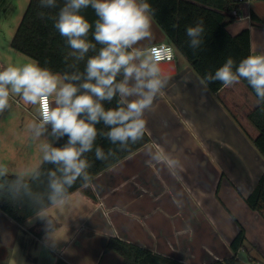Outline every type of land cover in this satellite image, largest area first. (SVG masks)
<instances>
[{
    "label": "crops",
    "instance_id": "obj_1",
    "mask_svg": "<svg viewBox=\"0 0 264 264\" xmlns=\"http://www.w3.org/2000/svg\"><path fill=\"white\" fill-rule=\"evenodd\" d=\"M29 2L0 0V12L18 28ZM236 11L240 17L232 13L229 33L249 29L252 55L264 53V0L239 1ZM15 33L0 70L36 62L12 47ZM152 33V44L169 43L155 17ZM175 63V74L146 113L150 142L96 175L88 185L94 197L80 188L69 193L70 204L48 208L55 243L46 240L37 213L19 223L0 209V264H125L118 252L105 251L111 237L186 264H208L234 255L231 243L240 226L252 263L264 264V216L245 200L264 173V156L178 50ZM33 121L39 122L38 106L16 96L0 113V163L10 173L39 165L40 142L52 141L50 126L33 138ZM156 144L179 160L177 175L147 154Z\"/></svg>",
    "mask_w": 264,
    "mask_h": 264
},
{
    "label": "clouds",
    "instance_id": "obj_2",
    "mask_svg": "<svg viewBox=\"0 0 264 264\" xmlns=\"http://www.w3.org/2000/svg\"><path fill=\"white\" fill-rule=\"evenodd\" d=\"M40 5L56 8L57 0H40ZM89 7L96 16L93 22L83 14ZM154 15L147 0H64L54 27L71 50L69 56L75 63L68 68L72 71L56 72L39 62L0 70V113L10 107V97L16 96L39 108V122L28 125L34 139L39 140L51 127L52 141L45 139L39 144V165H25L10 173L8 166L0 163V194L20 202L26 197L37 208L36 216L45 222L46 240L55 243L48 208L70 204L69 189L77 180L84 187L91 183L86 154L94 150L95 158L102 161L116 155L112 148L105 152L96 146L98 135L126 150L147 132L146 113L154 110L171 76L166 61L172 59V48L151 43ZM203 33L202 20L186 28L193 50L203 43ZM144 41L149 43L142 44ZM90 52L94 54L88 55ZM81 61L83 71L78 67ZM241 80L254 90L257 105H264V53L249 55L238 64L228 57L214 74H206L202 83L220 81L224 87H233ZM114 99L115 107H105V101ZM101 122L107 131L98 130ZM147 154L173 175L178 174L180 162L171 152L156 144ZM44 164L55 166L46 173V195L34 192L31 186L32 181L40 180Z\"/></svg>",
    "mask_w": 264,
    "mask_h": 264
},
{
    "label": "trees",
    "instance_id": "obj_3",
    "mask_svg": "<svg viewBox=\"0 0 264 264\" xmlns=\"http://www.w3.org/2000/svg\"><path fill=\"white\" fill-rule=\"evenodd\" d=\"M240 0H147L155 9V19L164 30L169 43L180 51L191 63L195 71L204 79L208 73L215 71L223 65L228 57L234 59L238 64L242 59L252 55L251 34L249 29L232 35L227 25L232 19V13L236 10ZM64 0H57L56 8H44L40 0H30L28 8L19 23L16 33L12 39V47L33 58L43 67H48L56 72L72 71L69 64L75 63L69 56L71 51L65 38L62 37L54 27V17L63 5ZM86 18L93 22L96 19L94 11L89 7L83 10ZM200 20L203 21L204 33L203 43L193 50L189 46V38L186 35L188 26H195ZM89 40L92 39L91 32ZM94 42V41H93ZM100 46L97 45V48ZM90 52L88 55H93ZM79 69L83 71L84 61L79 62ZM119 79V77H118ZM208 87L220 95L224 105L233 115L236 122L252 136L253 142L264 156V105H257V97L254 90L247 81L241 82L233 87H224L220 81L207 83ZM105 107H115L116 99L110 103L105 101ZM98 130L107 131L101 122L97 125ZM67 137L59 141L63 144ZM150 142V136L146 132L144 138L135 144H130L126 150H120L118 145H112L106 138L98 135L96 146H100L105 152L109 148L115 150L116 155L107 160H97L94 150L86 154L91 164L88 169L91 182L96 175L111 167L123 158L137 151ZM55 166L44 164L40 171V180L32 181L31 186L34 192L47 193L46 175L49 169ZM82 189L86 194L94 197L89 186L84 187L82 181L77 182L69 189V193ZM247 204L264 216V173L260 177L254 190L245 198ZM0 209L11 216L19 223L37 213V208L27 202L14 201L6 194H0ZM246 234L243 226H240L238 235L231 243L234 255L225 260H217L208 264H241L237 253L245 245ZM118 252L124 258L125 264H186L172 259L134 243L111 237L106 245L105 251ZM57 264H68L59 260Z\"/></svg>",
    "mask_w": 264,
    "mask_h": 264
},
{
    "label": "rangeland",
    "instance_id": "obj_4",
    "mask_svg": "<svg viewBox=\"0 0 264 264\" xmlns=\"http://www.w3.org/2000/svg\"><path fill=\"white\" fill-rule=\"evenodd\" d=\"M11 16H7L5 14H3L2 12H0V32H1V47H0V59H2L1 57L3 54H7L10 50V42L11 41V37H12V33H15V29L17 28V21L14 20V18L11 20ZM14 20V21H13ZM8 46V47H7ZM13 50V49H11ZM11 52V51H10ZM26 56V55H24ZM11 56H7V60L6 61H10ZM14 59V58H11ZM253 255V251H249L246 250L245 248H242L241 250H239L238 253V258L242 261V262H251L254 261L252 260V256Z\"/></svg>",
    "mask_w": 264,
    "mask_h": 264
},
{
    "label": "built area",
    "instance_id": "obj_5",
    "mask_svg": "<svg viewBox=\"0 0 264 264\" xmlns=\"http://www.w3.org/2000/svg\"><path fill=\"white\" fill-rule=\"evenodd\" d=\"M240 1H243V0H240ZM233 16L240 17V15L238 14V12L236 10L233 11ZM153 45H155V46L166 45V46L172 48V52L169 54V55L172 56V59L170 61H166V62H174L176 60V49H175L173 44H171V43H159V44H153ZM39 119H40V116H39ZM241 264H262V263H260V262L247 263V262H242L241 261Z\"/></svg>",
    "mask_w": 264,
    "mask_h": 264
},
{
    "label": "water",
    "instance_id": "obj_6",
    "mask_svg": "<svg viewBox=\"0 0 264 264\" xmlns=\"http://www.w3.org/2000/svg\"><path fill=\"white\" fill-rule=\"evenodd\" d=\"M166 70L170 72V74H175L176 72V63L174 62H166Z\"/></svg>",
    "mask_w": 264,
    "mask_h": 264
}]
</instances>
